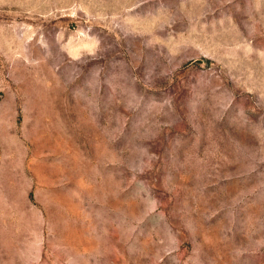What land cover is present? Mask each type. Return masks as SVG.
<instances>
[{
	"label": "rangeland",
	"instance_id": "1",
	"mask_svg": "<svg viewBox=\"0 0 264 264\" xmlns=\"http://www.w3.org/2000/svg\"><path fill=\"white\" fill-rule=\"evenodd\" d=\"M0 264H264V0H0Z\"/></svg>",
	"mask_w": 264,
	"mask_h": 264
}]
</instances>
